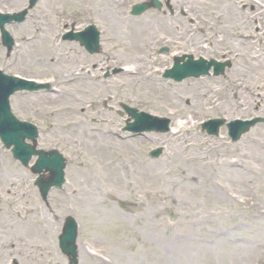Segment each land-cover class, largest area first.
Wrapping results in <instances>:
<instances>
[{"label": "rangeland", "instance_id": "rangeland-1", "mask_svg": "<svg viewBox=\"0 0 264 264\" xmlns=\"http://www.w3.org/2000/svg\"><path fill=\"white\" fill-rule=\"evenodd\" d=\"M147 1L38 0L24 23L6 26L15 46L7 53L0 42V71L52 87L47 93H16L10 98L11 111L37 127V149L57 150L66 167L65 184L52 189L43 202L36 176L0 143V247L15 246V256L0 264H67L57 242L66 217L79 225L78 264H264V121L234 143L225 126L218 136L201 130L210 119L264 120V108L256 106L258 95L262 97L264 44L255 45V29L261 28L255 20L263 14L256 2L264 0H169V10L163 6L160 12L130 15L133 5ZM26 6L27 0H0L2 13ZM180 9L184 16L177 13ZM232 11L238 20L221 18L225 40L216 42L215 16ZM89 23L101 32L100 52L92 56L77 43L61 40L66 28ZM240 33L249 39L240 40ZM163 36L174 39L166 53H160L158 44ZM133 42L146 47L144 57L150 56L161 70L152 86L163 92L158 87L147 90L125 71L111 74L139 57ZM174 53L225 58L230 66L216 77L177 83L163 78ZM77 67L92 68L82 92L78 77L65 85L58 82ZM61 87L88 103L80 125L71 126L78 117L68 113L66 97H52ZM122 105L168 118L170 131L131 135L125 128L132 120ZM180 121L185 127H176ZM111 132L130 140V147L118 155L116 175L115 157L99 148L110 142ZM209 147L214 148L211 154L202 155ZM157 148L160 154L151 158L149 152ZM69 188L80 193L71 195ZM6 202L10 214L2 206ZM31 208L36 215L26 214ZM19 237L33 249L19 244Z\"/></svg>", "mask_w": 264, "mask_h": 264}, {"label": "water", "instance_id": "water-1", "mask_svg": "<svg viewBox=\"0 0 264 264\" xmlns=\"http://www.w3.org/2000/svg\"><path fill=\"white\" fill-rule=\"evenodd\" d=\"M37 0H29V9H31ZM156 8L160 9L161 4L157 0H151L150 4H142L134 6L131 10V15L138 16L144 11ZM27 11L20 14L9 16L0 15V33L2 45L11 50L13 41L10 35L4 30V25L11 22L20 23L24 20ZM93 29V28H91ZM81 37L67 36L68 40H79L85 46L88 52L93 53L97 49V33L91 30H85L83 33L78 34ZM76 36V35H75ZM202 60L197 62L188 61L184 65H175V67L167 72L165 77L172 78L179 82L186 77H199L206 74L209 67L204 65ZM43 88L42 86H35L32 83L17 80L12 77H6L0 73V139L6 148L13 147L11 152L15 159L19 160L23 166H27L31 156L38 157L35 165L31 168L32 173L40 174L43 171L49 173V178L42 180L38 178L35 185L39 188L40 195L43 200L46 199L47 193L50 188L55 185H60L63 182V169L65 167L64 160L56 151L43 152L36 151L35 138L37 130L35 127L20 123L11 115L8 98L15 91L29 90L34 91ZM127 114L134 119V123L127 127V130L141 133V132H167L169 122L165 119H156L149 115L137 112L133 109L124 107ZM259 120H256V122ZM252 122L242 123L235 122L228 126V134L232 142H236L240 136L246 133L251 126L255 123ZM223 124V121L214 122V124H205L203 128L207 129L208 134L216 135L218 128ZM25 139L32 141L33 145L25 144ZM160 151H156L154 156L157 157ZM77 238V225L72 218H67L63 226L62 234L59 237V246L62 252L69 257L71 263L76 262V247L75 241Z\"/></svg>", "mask_w": 264, "mask_h": 264}, {"label": "bare ground", "instance_id": "bare-ground-1", "mask_svg": "<svg viewBox=\"0 0 264 264\" xmlns=\"http://www.w3.org/2000/svg\"><path fill=\"white\" fill-rule=\"evenodd\" d=\"M237 18L238 17L236 15L232 14V19L233 20H235ZM150 31L151 30H148L147 32L149 33ZM139 33H140V30H139V32H136V35H132V37L133 38L134 37L135 38L139 37V35H140ZM171 41H174V39L171 38V37L163 36V37L160 38L158 44H160L161 46H166ZM137 42H133V43H131V45H132V49H134L135 51H138L140 53V55H139V57L137 59L134 60L133 63H129V64L126 65L125 74H126V76L129 79L145 83L146 84L145 86H146L147 90L151 89L152 91H155L156 87H158L157 89H159L160 87L159 86H152L153 83H154L153 77L155 75L159 74V72L161 70L156 68V67H154L155 63H154V61L151 60L150 56L146 55V57H144L145 55H143L144 54L143 50L147 51V48L142 46V45L139 46ZM75 77H78L79 80H82V82H80L81 84L79 85V88H78V90H81V92H82V90H83L82 86H84V84H85L84 79H88V78L91 77V76L88 75V73H85V69H83V68L77 67V68H75V72L66 73V74L61 75L59 80H58V82L61 85L62 84L65 85V83H71L73 80H75ZM64 87H66V86H64ZM64 87H61L58 90H56V92L54 93V95H52V97L53 98H61V99L66 97V99L70 103L69 106L67 107L68 113L70 115H74V116L78 117V118H76V120L71 121V126L74 127V126H76L78 124L79 116L81 115L82 112H84V110L86 109V106L88 105V103L85 102V104H82L80 102V100L78 98H76V95L74 93L66 92ZM160 91L163 92L164 89H162ZM236 95L238 96V94H236ZM211 102H213V100H211ZM186 124H187L186 122L185 123H180V125L177 124L176 127H179V126L185 127ZM78 125H80V123ZM89 132H90V133H88L89 137H93L91 131H89ZM110 134L112 135V136H110V138L108 137L110 142H108L105 145H100L99 148L102 149L100 151L103 152L104 154H110L111 157H115V161H114V164H115L114 174H115V172H117L119 170V166H120L118 155H120L126 149V146L130 147V144L128 142L130 140L119 136L117 132H111ZM254 141L255 140L253 139L251 144H253ZM111 144H113V145H111ZM214 146H216V145H214ZM207 149L208 150H205V149L202 150V155L211 154V152H212V150L214 148L213 147H209ZM233 164L237 165V164H239V162H233ZM68 190L70 191L71 195H78L80 193V190L78 188L75 189V190L74 189L71 190V188H69ZM83 192H85V191H83ZM9 204H10L9 202H6V203H3V205H2L3 207H5V214H10L11 213V211H9V209H8V207H11ZM26 214L36 215L37 212L34 209L31 208L30 210L27 211ZM17 240H18L19 244H22L23 247H25V248L27 247V248L33 249V248H31V246L29 244H27L24 240H22L21 237H19ZM242 247H243V249H251L252 248V246H245V247L241 246L240 248L242 249ZM238 250L239 249H236V251H238ZM26 253L30 254L32 252L28 251ZM4 257H6V258H4ZM4 257L3 258L0 257V261L1 262L5 261V259L6 260L10 259L9 257H14V252L12 250L6 251ZM235 258L237 259L238 256L235 257Z\"/></svg>", "mask_w": 264, "mask_h": 264}, {"label": "flooded vegetation", "instance_id": "flooded-vegetation-1", "mask_svg": "<svg viewBox=\"0 0 264 264\" xmlns=\"http://www.w3.org/2000/svg\"><path fill=\"white\" fill-rule=\"evenodd\" d=\"M259 10L262 11L260 8H259ZM262 12H263V14H258V18H257V20H255L256 23H259L261 25L260 29H258V28L255 29V45L257 46V48H258L259 45H263L264 44V11H262ZM232 14H234V15H236L238 17V15L234 11H232L231 14L228 15V16L226 15V13H224V14H222L220 16H215L216 17V21L213 20L211 16H209V18H211L212 21L216 22V31H217V33L215 34V36H213L214 40L216 42L217 41L221 42L222 40H225V38L223 39L224 35H222V33H223L222 25H220V23L222 22L223 18H225L227 20V23H233L234 21L238 20V18L233 20L232 19ZM221 18H222V20H221ZM206 23H207V26L209 28V34H210L212 22L210 23V20H208V21H206ZM227 25L228 24L224 25V27L227 28ZM225 28H224V31L227 32L228 30L225 29ZM225 37L226 38L228 37L227 34L225 35ZM238 38L240 40H244V34L240 33ZM208 54L210 55L211 52L208 51ZM208 61L209 62L210 61H215L217 63H222V62L225 63V62H227V60L225 58H223L222 60L209 58ZM229 66H230V63H229ZM262 86H263V89L261 91L262 97H260L258 95V100L259 101L257 102L256 106H262L264 108V81L262 82ZM258 90H260V89H258ZM14 264H16V263H14ZM18 264H28V263L24 262V263H18ZM48 264H57V263H48Z\"/></svg>", "mask_w": 264, "mask_h": 264}]
</instances>
